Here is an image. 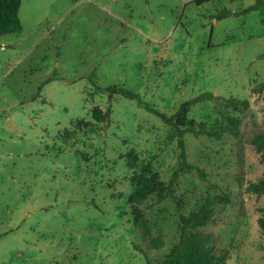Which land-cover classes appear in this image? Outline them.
<instances>
[{
  "label": "rangeland",
  "instance_id": "1",
  "mask_svg": "<svg viewBox=\"0 0 264 264\" xmlns=\"http://www.w3.org/2000/svg\"><path fill=\"white\" fill-rule=\"evenodd\" d=\"M255 1H21L22 28L0 38V264H161L201 208L194 229L229 250L225 264H264V194L246 190L264 170L251 143L264 130V6L243 12ZM225 11L234 14L217 18ZM110 86L166 114L205 91L247 106L207 100L179 117L239 121L236 135H184L203 176L179 170L169 125L98 89ZM108 106L109 117L92 118ZM142 164L157 190L131 203Z\"/></svg>",
  "mask_w": 264,
  "mask_h": 264
},
{
  "label": "trees",
  "instance_id": "2",
  "mask_svg": "<svg viewBox=\"0 0 264 264\" xmlns=\"http://www.w3.org/2000/svg\"><path fill=\"white\" fill-rule=\"evenodd\" d=\"M22 0H0V38L9 33L19 31L21 27L19 19V8ZM196 4H201L208 0H194ZM264 6V0H256L254 4L245 8L243 12L259 9ZM234 14L233 12L225 11L219 17ZM101 91L118 93L129 99H136L137 103L144 107L147 111L157 115L165 124L169 125L175 136H177V146L179 148V170L196 169L204 176L203 170L195 164L189 163L186 158L184 135L190 133L194 136H208L220 138L223 134L236 135L238 132V119L233 116H226V122H214L211 124L197 123L192 121H181L179 117L189 107L202 102L220 99L225 108L233 111H244L247 104L245 101L235 99L233 97L217 96L210 91L199 93L197 96L182 102L178 109L172 114H166L160 111L153 105L144 102L140 96L128 89L119 86L98 87ZM111 108L108 106L105 113L100 109L92 111V118L101 121L103 117H109ZM251 143L264 159V130L255 133L251 138ZM132 167L135 165L132 164ZM178 170L173 172V177L177 175ZM155 175L150 173L149 166L142 164L140 173L134 179L135 187L130 195L129 201L135 203L147 197L153 191L157 190L155 184ZM172 177V179H173ZM172 182V180L170 181ZM170 190V184L166 185L164 190L161 188L157 191L160 199L165 198ZM248 192L256 194H264V170L262 175L254 180L249 181L246 186ZM207 212L201 208L197 213H191L185 222V230L181 234L179 241L165 255L161 264H225L229 250L226 248L214 249L212 238L208 233H201L194 228L198 225H203L206 222ZM134 222L138 225L141 232L145 236H149L150 229L148 221L138 212H134ZM259 226L264 229V216L258 218ZM150 245L154 249H161L163 241L160 237H155L150 240ZM146 264H152L151 259L145 255Z\"/></svg>",
  "mask_w": 264,
  "mask_h": 264
}]
</instances>
